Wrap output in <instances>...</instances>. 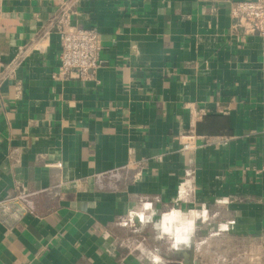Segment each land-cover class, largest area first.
Returning a JSON list of instances; mask_svg holds the SVG:
<instances>
[{
	"label": "crops",
	"instance_id": "crops-1",
	"mask_svg": "<svg viewBox=\"0 0 264 264\" xmlns=\"http://www.w3.org/2000/svg\"><path fill=\"white\" fill-rule=\"evenodd\" d=\"M234 1L0 0V65L65 3L103 45L94 79L53 78L52 33L0 89V199L41 191L0 221V264H208L209 242L264 241V39Z\"/></svg>",
	"mask_w": 264,
	"mask_h": 264
},
{
	"label": "built area",
	"instance_id": "built-area-1",
	"mask_svg": "<svg viewBox=\"0 0 264 264\" xmlns=\"http://www.w3.org/2000/svg\"><path fill=\"white\" fill-rule=\"evenodd\" d=\"M232 16L248 33H258L264 39V0H236L232 4ZM72 4L65 3L58 13L40 30L36 42L22 47L10 62L0 65V89L6 80L19 83L18 72L32 50L52 33L59 36V65L53 78L92 80L103 60L101 36L96 28L77 25L73 21ZM20 87V86H19ZM195 135L182 137L181 150L189 153L194 145ZM39 190H22L0 199V221L13 225L27 214H37Z\"/></svg>",
	"mask_w": 264,
	"mask_h": 264
},
{
	"label": "rangeland",
	"instance_id": "rangeland-1",
	"mask_svg": "<svg viewBox=\"0 0 264 264\" xmlns=\"http://www.w3.org/2000/svg\"><path fill=\"white\" fill-rule=\"evenodd\" d=\"M208 264H264V241H239L232 245L230 241L209 242ZM219 244V245H217Z\"/></svg>",
	"mask_w": 264,
	"mask_h": 264
},
{
	"label": "clouds",
	"instance_id": "clouds-1",
	"mask_svg": "<svg viewBox=\"0 0 264 264\" xmlns=\"http://www.w3.org/2000/svg\"><path fill=\"white\" fill-rule=\"evenodd\" d=\"M225 202H226V201H225ZM197 218H200V219H207L206 212H203V213L198 214V215H197ZM220 227H221V229H224V228L227 227V225H221ZM194 230H195V221L193 220V221L190 223V225H189V229H188V231H189V233H191V232L194 231ZM189 239H190V236H185V237H183L181 240H179L178 243H179V242H182V243L187 244V243L189 242ZM174 246H175V245H174ZM152 258H153L154 261H157V264H158V260H159V258H158V257H155V256H153Z\"/></svg>",
	"mask_w": 264,
	"mask_h": 264
}]
</instances>
